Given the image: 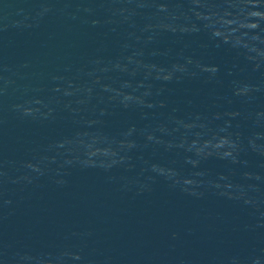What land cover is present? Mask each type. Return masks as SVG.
I'll use <instances>...</instances> for the list:
<instances>
[{
	"label": "water",
	"instance_id": "water-1",
	"mask_svg": "<svg viewBox=\"0 0 264 264\" xmlns=\"http://www.w3.org/2000/svg\"><path fill=\"white\" fill-rule=\"evenodd\" d=\"M0 264H264V0H0Z\"/></svg>",
	"mask_w": 264,
	"mask_h": 264
}]
</instances>
